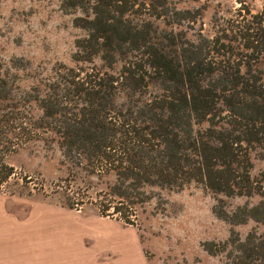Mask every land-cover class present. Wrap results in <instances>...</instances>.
I'll use <instances>...</instances> for the list:
<instances>
[{"label":"trees","instance_id":"obj_1","mask_svg":"<svg viewBox=\"0 0 264 264\" xmlns=\"http://www.w3.org/2000/svg\"><path fill=\"white\" fill-rule=\"evenodd\" d=\"M62 8L83 12L74 19L86 31L76 41L78 66L21 94L0 78V187L15 175L7 157L53 134L68 161L114 175L98 195L102 216L135 225L147 188L196 183L218 196L219 218L264 225V175L252 174L254 157H264V9L240 11L193 40L160 30L157 21L172 18L167 0H63ZM96 58L111 70L120 63L119 71L98 68ZM31 102L35 121L25 109ZM257 195V204L233 211L222 204L221 196ZM203 246L226 264H264L257 228L244 239L233 228L224 242Z\"/></svg>","mask_w":264,"mask_h":264},{"label":"rangeland","instance_id":"obj_2","mask_svg":"<svg viewBox=\"0 0 264 264\" xmlns=\"http://www.w3.org/2000/svg\"><path fill=\"white\" fill-rule=\"evenodd\" d=\"M62 2L0 0V78L20 94L35 87L43 89L44 84L57 79L64 66H78L74 60L76 41L85 37L86 31L77 27L74 19L83 12H67ZM167 5L172 18L157 21L160 30L174 29L196 40L232 24L240 11L264 9V0H167ZM94 64L112 72L120 69V63L108 69L100 58ZM25 109L34 121L40 114L32 102ZM53 138L50 134L48 140L28 141L7 157L15 175L0 187V231L32 230L40 235L42 231L75 230L83 237L96 235L114 248L115 264L121 261L123 245L130 247L126 253L131 264H226L223 255L209 254L203 244L224 242L233 228L243 239L253 228L264 231V225L253 220L232 226L219 218L214 212L218 196L196 183L183 190L147 188L151 198L136 207L135 225L116 216H102L98 195L107 191L114 175L99 178L85 166H76L63 156ZM253 163V176L264 175V157L255 156ZM221 197L229 211L245 203L255 205L261 199L258 195ZM102 201V205L107 203ZM6 243L0 238V246ZM15 246L20 248L19 244L8 248Z\"/></svg>","mask_w":264,"mask_h":264},{"label":"crops","instance_id":"obj_3","mask_svg":"<svg viewBox=\"0 0 264 264\" xmlns=\"http://www.w3.org/2000/svg\"><path fill=\"white\" fill-rule=\"evenodd\" d=\"M0 238L7 240L0 246V264H73V259L75 264H115V250L108 247L106 238L79 236L75 230L42 231L40 235L32 230L0 231ZM18 244L19 249L8 248ZM127 250L129 245H123L116 264H131Z\"/></svg>","mask_w":264,"mask_h":264}]
</instances>
